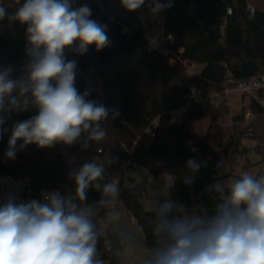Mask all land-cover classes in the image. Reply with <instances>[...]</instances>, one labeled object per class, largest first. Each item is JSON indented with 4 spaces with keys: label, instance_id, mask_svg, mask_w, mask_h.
<instances>
[{
    "label": "clouds",
    "instance_id": "obj_1",
    "mask_svg": "<svg viewBox=\"0 0 264 264\" xmlns=\"http://www.w3.org/2000/svg\"><path fill=\"white\" fill-rule=\"evenodd\" d=\"M15 3L12 12L0 3V21L25 26L23 60L0 63V140L10 132L5 161H15L29 145L88 149L103 141L108 134L104 122L116 120L120 110L90 98L91 86L78 89V61L69 57L111 47L109 24L93 18L87 0ZM118 3L124 12L138 13L142 25L163 24V14L174 6V0ZM146 39L148 50L162 43L158 30L146 32ZM25 112L33 114L14 119ZM9 121L10 128L5 126ZM117 162L110 152L87 160L67 174L74 189L42 190L39 198L21 199L23 182L0 178V264H106L100 250L101 239L108 244L101 214L112 226L118 264H124L125 249L141 256L142 264H264V174L241 171L229 177L224 161L219 162L221 170L203 189L214 194L211 213L202 202L189 209L156 187L148 189L153 244L146 248L144 240L122 225L116 209L121 175L108 169ZM203 167L206 161L189 158L180 183L191 188ZM90 189L99 193L91 203Z\"/></svg>",
    "mask_w": 264,
    "mask_h": 264
},
{
    "label": "trees",
    "instance_id": "obj_2",
    "mask_svg": "<svg viewBox=\"0 0 264 264\" xmlns=\"http://www.w3.org/2000/svg\"><path fill=\"white\" fill-rule=\"evenodd\" d=\"M87 2L93 9V18L106 23L108 16H113L109 21V36L114 43L100 52L90 48L84 56L69 57L78 61L77 87L81 91L88 87L86 77L91 75L93 92L90 98L99 99L109 107H118L120 116L104 122L107 137L93 142L88 149H81L79 144L57 145L51 149L29 145L17 153L15 161L4 159L10 135L6 133L0 140V175L9 181L23 182L20 197L39 198L42 190L74 189L67 179L70 169L110 152L118 157V162L108 169L110 174L116 173L120 162L130 156L138 166L145 167L149 175L170 173L173 182L169 195L174 199L189 209L202 202L211 213L214 194L203 192V189L216 178L217 164L223 161L228 149L215 147L208 133H198L184 120L172 122L171 111L187 102L193 84L206 97L223 89L228 74L237 79L264 73V0H174V6L163 14V32L173 34L174 49L183 59L204 64L200 72L194 73H188L185 65L169 64L162 53L145 50L144 29L134 25L139 22L138 13L124 12L118 0ZM2 4L9 12L17 6L15 0H2ZM228 8L231 13L227 12ZM125 25L133 26L134 30L125 33ZM24 31L25 26L18 22L10 25L7 20L0 21V63L19 64L23 60ZM259 95L263 96L264 92ZM246 108L252 114L264 115V108L254 98H250ZM246 108L236 116L243 118ZM228 111L226 99L214 103L206 98L203 102H191L185 119L209 117L214 124ZM32 114L25 112L14 119L23 120ZM155 118L159 124L152 134L147 128ZM11 123L5 126L10 128ZM130 147L133 148L131 154ZM194 156L206 161L207 167L200 169L193 186L188 188L180 181L185 162ZM128 193L125 204L132 210L144 232L145 245L150 248L153 244L149 227L152 214L140 204H134L137 190ZM98 199L99 193L90 189L87 202ZM111 233L107 230V245L105 239L100 242L104 259L110 258L111 250L107 247L113 238Z\"/></svg>",
    "mask_w": 264,
    "mask_h": 264
},
{
    "label": "rangeland",
    "instance_id": "obj_3",
    "mask_svg": "<svg viewBox=\"0 0 264 264\" xmlns=\"http://www.w3.org/2000/svg\"><path fill=\"white\" fill-rule=\"evenodd\" d=\"M0 3H2V0H0ZM142 26L145 33L152 30H158L160 34L163 33V24L149 23ZM200 66L201 65L197 64L195 67H190L187 72L193 73L196 69H199ZM240 95L238 91L233 90L226 96L229 102V111L222 115L216 123L212 124L209 117L189 121L193 129L200 134L208 133L209 140L215 147L228 149V154L223 158V161L229 177L235 176L241 171H248L253 174H256L260 170L264 172V115L251 114L248 118L245 116L243 118L237 117L236 115L239 114L237 110L242 108L243 102L242 99L239 98ZM211 100L214 103H218V100L220 102L224 100V97L218 99L212 98ZM244 102H246V106L249 105L250 98L245 96ZM233 109L234 111H231ZM246 111H249V109L246 108ZM183 120L186 123L188 121L185 119V116L182 117L181 121ZM236 146L242 153V159L235 153ZM220 170L221 169H219V171ZM235 171L238 172L235 173ZM0 178L9 181V178L5 176L0 175ZM172 182L173 177L170 173H160L154 176L149 175L147 169L143 166L129 167L125 171L121 183V200L116 205V209L121 213L122 225L134 231L144 240L142 228L136 222L132 210L125 204L126 196L129 194L128 192L137 190L136 196L133 199H136L144 209L149 210L146 201L147 190L156 187L161 191L162 195H169ZM108 226V230L112 231V226L110 224ZM110 245L112 248L117 246L114 238L110 241ZM123 256L124 264H142V257L130 250H123ZM105 261L106 264H118L114 259L112 250L110 252V258Z\"/></svg>",
    "mask_w": 264,
    "mask_h": 264
},
{
    "label": "built area",
    "instance_id": "obj_4",
    "mask_svg": "<svg viewBox=\"0 0 264 264\" xmlns=\"http://www.w3.org/2000/svg\"><path fill=\"white\" fill-rule=\"evenodd\" d=\"M227 12L231 13V8H228ZM111 20H113V16L109 15L108 21L106 23L109 24V21H111ZM134 25L137 27H142L140 22H137ZM109 27H110V25H109ZM124 29H128L129 30L128 33H130L134 30V27L131 25H125L123 27V31H124ZM160 37H161V41H162L160 47H158L156 49L148 50V41H147V44L145 46V50L147 52L162 53V54L167 56L169 64L185 65V66H187V70H188V68L195 67L197 65L196 63H190L187 60L183 59L181 57V55L178 52H176V50L174 49V36L172 33H164L163 32L162 34H160ZM227 77L228 78L226 79L224 87L222 90L214 91V92L208 94L206 97L200 94L199 89L195 84L191 85L190 86V92L187 96V102L184 105H182L181 107L171 111V121L172 122H181L182 117L185 116V112H186V110L189 107L191 102H193V101L203 102L206 98H209V99H212V98L216 99L217 98L218 99L221 97H224V99H226V101H227L226 96L233 90L238 91L243 96H247L249 98H254L264 108V95L263 96L259 95L261 91L264 92V73H262L260 75L252 76V77H241V78H237V79H232L230 74H228ZM92 79L93 78L91 75H87V77H86L87 86H90ZM218 102H219V100H218ZM247 115H250V112L247 113ZM122 121L124 122L125 125L128 124L127 120L124 119ZM158 124H159L158 118L153 119L150 122V124L148 125L147 131L154 134L155 129L158 126ZM135 142L136 141H134V143ZM132 147L129 148L130 154L132 153V149H133ZM235 151H236L235 152L236 155L240 159H242V157H243L242 153L238 150L237 146L235 148ZM131 166L132 167H138V163L136 161H134L130 156L120 162L116 173H120L121 183H122V179H123V175H124L125 171ZM237 172L238 171H235V173H237ZM20 198L21 199H31V197H29V196L20 197ZM100 225H101L102 229L104 230V232L107 234L109 224L105 219H103V217L100 218ZM112 249L113 248L111 245H109L107 247V250H109V251Z\"/></svg>",
    "mask_w": 264,
    "mask_h": 264
},
{
    "label": "crops",
    "instance_id": "obj_5",
    "mask_svg": "<svg viewBox=\"0 0 264 264\" xmlns=\"http://www.w3.org/2000/svg\"><path fill=\"white\" fill-rule=\"evenodd\" d=\"M139 22H140V20H139ZM140 24H141V22H140ZM141 25H142V24H141ZM142 27H143V26H142ZM144 32H145V30H144ZM145 35H146V33H145ZM199 65H201L200 68H199V69H196L195 72H200V71L203 69L204 64H199ZM193 73H194V72H193ZM239 94H240V93H239ZM244 97H245V96H243V95H240V96H239V98L242 99V101H243V102H242V108H240V109L237 110L239 113L241 112V110H242L243 108H246V107L248 106V105H247V106L245 105L246 102H244ZM246 97H247V96H246ZM226 103L229 105L228 100L226 101ZM244 106H246V107H244ZM231 111H234V109L231 110ZM249 112H250V111H246V113H245V117L248 118V117L252 114V113L250 112V115H247V113H249ZM235 114H236V113H235ZM189 121H191V120H188V121H187V124L193 129V127L189 124ZM194 130H195V129H194ZM195 131H196V130H195ZM197 132H198V131H197ZM198 133H199V132H198ZM223 134H224V133H223ZM202 135H204V134H202ZM217 148H222V147H217ZM259 172H261V170H260ZM259 172H257V173H259ZM257 173H256V174H257ZM131 179H132V178H131ZM106 259H108V258H106ZM106 259H105V260H106Z\"/></svg>",
    "mask_w": 264,
    "mask_h": 264
},
{
    "label": "water",
    "instance_id": "obj_6",
    "mask_svg": "<svg viewBox=\"0 0 264 264\" xmlns=\"http://www.w3.org/2000/svg\"><path fill=\"white\" fill-rule=\"evenodd\" d=\"M135 201V202H134ZM133 202H134V204H139V202L136 200V199H133ZM114 259H115V256H114Z\"/></svg>",
    "mask_w": 264,
    "mask_h": 264
}]
</instances>
